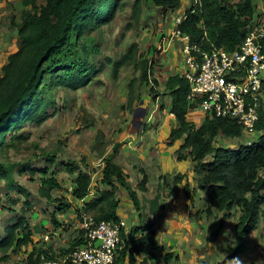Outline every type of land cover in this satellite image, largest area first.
Segmentation results:
<instances>
[{"label": "rangeland", "instance_id": "rangeland-1", "mask_svg": "<svg viewBox=\"0 0 264 264\" xmlns=\"http://www.w3.org/2000/svg\"><path fill=\"white\" fill-rule=\"evenodd\" d=\"M136 2H139L140 7L138 19L134 17ZM259 2L257 1V4ZM188 4L189 0H183L182 6L170 15L157 7L153 0H120L113 17L102 22L91 32L93 39L88 41L87 46H98L99 51L88 54L90 59L87 65L92 63L98 70L101 67L91 81L68 89L58 85L53 89L56 102H52L51 96L48 95L44 107L48 114L43 121L27 122L22 127L7 132V146L0 148V161L9 167L11 180L0 181V234L3 233V224L6 221L14 220L25 212L28 225L32 232L34 231V243L24 245L17 251L9 250L6 259L0 251V264H27L32 249L39 247L37 244L43 248H51L52 245H47L54 239L52 215L58 210V205L73 204L72 208L57 212L58 217H63L60 226H67L61 238L62 243L73 241L66 231L70 228H74L73 233L78 231L80 224L74 226L75 220L81 217L83 221L86 215L94 216L95 212L87 211L82 199L77 200L72 195L71 187L78 170L90 172L94 180L93 188L98 190V186H101L99 178L104 167V158L113 152L117 144L119 148L116 158L124 159L126 156L122 152L124 145L132 148L129 164L123 162L128 170L132 163L136 164L132 158L135 154L152 155L154 152H162L169 141L167 135L169 129L174 127L172 122L175 116L170 111L172 98L166 88V81L170 75L182 72L184 61L180 47L172 41L168 42L171 36L167 33L173 28L175 17L184 12ZM23 8L20 0H0V75L4 74L2 68L9 55L21 48L19 30ZM133 44L137 48L134 57L116 66ZM143 59L152 60L153 69L148 83L141 84L138 80L135 82V93L140 95L130 105V84L141 75L143 69L140 61ZM141 105L146 107V112L144 122L136 132L137 124L133 119L136 109ZM163 137L167 138L163 140ZM131 138H135L132 146L129 144ZM160 138L163 140L162 145L158 141ZM259 138L258 132L234 138L219 135L216 144L238 147L240 144L256 142ZM179 140L183 141V138ZM178 149L175 152L177 159ZM48 156L53 157V160L49 161ZM164 161L168 169L175 167L171 156L164 158ZM71 163L76 166L73 172L68 169ZM47 166H51L49 172L32 171L34 168L43 169ZM138 166L139 163L135 167ZM135 167L132 168L134 171ZM23 168L25 169L22 170ZM136 173L129 174L131 183L140 181L143 176L140 174L142 172ZM177 173L174 171L161 174L159 178L155 177L151 181L148 179L150 183L147 184L150 186L146 191L140 192L144 212L141 223L152 222L156 225L167 219L170 224L174 222V233H177V237L172 234V238H166L165 236L171 234L165 227L159 228V236L162 240L164 238L169 243H174L181 252L184 251L187 263H184L182 258L166 260L161 254L151 264H226L228 256L237 246L235 223L238 215L227 216L217 236L210 240L219 227L223 212L213 210L208 214L205 191L198 189L189 197L185 195L188 199L185 206L186 220L178 217L177 214L185 211V207H181L184 205L177 196L181 190L177 187L175 190L173 178ZM54 174L60 182V187L52 188L50 200L41 192L42 177H52ZM186 176L188 180H185ZM196 176L186 173L183 181L195 187L198 177ZM9 180L14 184L13 188L9 187ZM183 186L182 184V188ZM116 192L124 205L128 201L131 202L127 191L120 184H117ZM158 194L160 207L152 210V200ZM26 201L30 203L25 204ZM171 204L176 207L169 211L165 206ZM146 211L149 212L148 218H145ZM128 216L130 219L125 220L130 227L133 215ZM43 223L47 227L41 230ZM38 230L39 232H35ZM60 244L58 241V245ZM189 249L191 250L187 252ZM235 256L240 257L244 264H264V213L258 228L246 236L245 250Z\"/></svg>", "mask_w": 264, "mask_h": 264}, {"label": "trees", "instance_id": "trees-1", "mask_svg": "<svg viewBox=\"0 0 264 264\" xmlns=\"http://www.w3.org/2000/svg\"><path fill=\"white\" fill-rule=\"evenodd\" d=\"M120 0H21L23 5L19 36L21 48L9 55L3 65L4 74L0 75V148H6L7 132L22 127L27 122L43 121L48 114L45 104L48 95L56 102L53 89L58 85L65 88L79 87L91 81L99 70L91 63L90 52H98L99 47L87 46L91 41V32L102 22L110 20L116 13ZM153 3L164 12L179 9L183 0H153ZM134 17L139 18L140 7L136 2ZM179 28L190 35L191 39L205 50L214 47L234 49L242 41L256 14L255 0H190L185 9ZM137 48L133 44L119 63L131 60ZM142 73L130 84L129 104L132 105L140 94L135 93L134 84L137 80L148 83L153 69L152 60L140 61ZM154 90V87H152ZM166 88L171 95L170 111L175 115L177 124L172 128L168 144L183 138L178 149V159L191 158L193 170L197 174V186L192 187L184 182L185 174L178 172L173 181L182 183L186 196H191L198 189L206 194V211L223 212L219 227L215 230L213 240L219 228L224 226L227 216L238 215L235 223L237 246L228 259L245 250L246 236L258 228L261 215L264 213V113L257 124L260 138L251 144H240L238 147L218 145L217 137H238L243 135L242 127L235 119L227 117L207 116L197 123L189 116L190 104L188 80L182 72L170 75ZM119 144L112 153L104 158V167L93 198L84 201L86 210L95 212L97 221H120L118 208L121 199L116 189L120 184L128 193L131 202L137 210H142L139 190H147L148 173L140 168L143 176L136 185L129 181V175L115 161ZM49 161L53 157H48ZM0 161V181L10 179V170ZM23 168L22 170H24ZM51 166L43 169H32L41 173L49 172ZM69 172L76 169L74 163L68 167ZM42 177L41 192L52 200L50 191L60 187L55 177ZM8 182L10 188L14 187ZM92 174L85 170L76 172L73 190L75 199L85 198L92 185ZM15 201V199H13ZM26 201L25 204H29ZM152 210L158 209L159 194L152 200ZM72 204L58 205L60 210H67ZM165 206V205H164ZM24 210V209H23ZM237 210V211H236ZM239 212V213H238ZM81 219V217H80ZM3 233L0 234V251L6 259L9 250L17 251L22 246L32 243V230L27 222L25 212L14 220L6 221ZM43 226V225H42ZM44 227V226H43ZM42 227L41 230L44 228ZM81 235L74 239L66 253L78 245H83L85 239ZM152 222L123 227L122 241L116 251L114 264H137L138 256L144 255L139 264H150L149 260L161 252L166 260L175 256L165 245L155 237ZM48 248L34 247L27 263H36V256L48 252ZM52 249V248H49ZM156 251V252H155ZM202 264H207L202 262ZM219 264V263H215Z\"/></svg>", "mask_w": 264, "mask_h": 264}, {"label": "built area", "instance_id": "built-area-1", "mask_svg": "<svg viewBox=\"0 0 264 264\" xmlns=\"http://www.w3.org/2000/svg\"><path fill=\"white\" fill-rule=\"evenodd\" d=\"M176 17L171 40L180 47L184 61L182 74L188 80L189 116L195 120L207 116L227 117L237 121L243 134L260 132L257 124L264 113V16L255 14L252 25L234 49H203L179 24ZM123 220L97 221L86 215L82 221L85 239L69 252L47 249L27 264H114L122 241ZM98 241H100L98 243Z\"/></svg>", "mask_w": 264, "mask_h": 264}, {"label": "crops", "instance_id": "crops-1", "mask_svg": "<svg viewBox=\"0 0 264 264\" xmlns=\"http://www.w3.org/2000/svg\"><path fill=\"white\" fill-rule=\"evenodd\" d=\"M257 1H260L261 3L259 2L257 4ZM255 2H256V13H257V15L259 14V15L264 16V0H255ZM20 3H21V0H20ZM189 5H190V0H189V4L187 5V7ZM187 7H185V9ZM171 12L172 11H168L166 13H169L171 15ZM183 13L184 12L180 13V15L184 16ZM176 17H175V19H176ZM172 18H173V16H172ZM175 25H176V22L173 24V28H170V30L168 31L167 34H171V32L173 31ZM172 42L178 47V44L176 43V41H172ZM201 120H202V118H201V113H200L199 118H196V122L200 123ZM172 123L174 124V127H175L176 124H177L175 116L173 117V122ZM171 130L172 129H169L168 135H170ZM168 135H167V137H169ZM221 136H223V135H221ZM223 137H225V136H223ZM166 138L163 137V140L166 139ZM134 139L135 138H131V140L129 142V144H131V146L135 143ZM158 141H159L160 145H162L161 144V142H162L161 138L158 139ZM183 141H184V139H183ZM183 141L178 139L173 144H170V145L168 143L165 144V146L162 149V152H159L158 154H156V152L152 153V155H144V154H138L137 153V154H135V156H132L134 164L136 163L135 165H133V163H132V166L133 167H135V166L137 167V164L139 163L140 166H138V168L135 167L134 169L136 171L140 172L139 169L140 168H144L147 171V173H148V179L150 181L154 180L155 177L159 178V175H161V174L174 173V171H177V172H180V173H183V174L187 173L190 176H192V174H193V177H194V176H196V174H195V172L193 170V161L190 158L185 159V160H178L177 157H176V154H175L176 150L182 145ZM234 146H236V145H234ZM130 149H132V148L127 146V145L126 146L124 145L123 148H122V152H124L126 154V156L124 157V159H121V157H119V158L115 157L116 158L115 161L117 163H119L123 167V169L125 170V172L128 175L129 174L133 175V174H137L136 171H134L132 169L133 167L131 166L129 168V170H128V168L126 166H124V163H126V164L128 163L129 164V162H130L131 158L129 157V155L132 154V153H130V152H132V150H130ZM170 156H171L172 160L174 161V166H175V167L172 166V170L168 169V165H166L165 161H164V158H168ZM48 157H50V156H48ZM48 157H47V159H48ZM153 163L155 165H153ZM47 167H49V166H47ZM101 174H102V171H101ZM140 174H142V173H140ZM92 178H93V175H92ZM100 178H101V176H100ZM185 180H188L187 176L185 177ZM150 181L148 183H150ZM180 183H177L175 185V190H176V187H177V189L181 190L180 192L178 191L177 196H178V198H180L182 200V203H183L184 206H181V207L184 208L186 206V202H188L187 201L188 199L186 198V196L184 194V190L182 188V184H180ZM132 184L136 185L137 182L136 183L132 182ZM172 184H174V183L172 182ZM93 185H94V180H92V185L90 186L89 194L85 198H83L82 201H85V200H88V199L94 197L96 190H94ZM149 186L150 185L147 184V187H149ZM74 187H75V181L73 182V185L71 187V191H72L73 197H74V194H73ZM140 192H141V190H139V194H140ZM206 198L207 197L205 195V199ZM122 202H123V200L121 201V203ZM72 207H73V204H72V206L70 208H72ZM173 207H176V205L175 204H171L170 206L169 205L165 206V208H167L169 211L172 210ZM184 210L185 211H183L182 213H178L177 214L178 217L183 218V221L186 220L185 217L187 216L186 207L184 208ZM58 211H60V213H61L62 211H65V210H60L58 208V210L54 212V215H52L53 216L52 217V224H53V227H54V229L52 230V233H53L54 236L53 235L52 236L54 237V239L50 240L48 242L47 246L52 245L53 249H55L58 252H62L61 250H63L64 248H67L70 245V241L68 243H62L61 242V238H62L63 233L65 232L67 226H66V228H65V225H61L60 226V222H61L63 217H58L59 216V213H57ZM148 213H149L148 211L145 212V218H148V215H149ZM118 214L120 215L121 219L123 218L122 220L125 222V228L126 229H130L132 226L140 224L142 222L143 218H144V216H143L144 212H142V210L141 211L137 210L134 207V204L132 202H129V201L125 205L123 203L120 205V207L118 208ZM185 214H186V216H185ZM128 215H133L132 219L130 220V222H131L130 227H128V225L126 223V220H125V219H130ZM69 222H73V221H69ZM78 224H80V228L78 229L77 232L73 233V231H74L73 229L74 228L73 229L70 228V230L66 231V234L68 235V237L71 236V238L73 240L81 235V231H82V220L81 219H77V220H75L73 222L74 226H77ZM43 226H44L43 227L44 229L47 227L46 224H44V223H43ZM175 226H176L175 223L172 222L170 224L168 219H167V221L159 222V224L157 223L156 225H154V229H155V232H156L155 233V237L158 240V242H160L161 244L165 245L167 249H169L170 251H174L175 252V256L173 257L174 259H181L182 258L183 262L187 263L186 257L183 254V253H185L184 251L181 252L178 247L174 246L175 245L174 243H172V242L169 243L168 240L164 239V238L162 240V239H160V236H159V232H160L159 228L165 227L166 231L171 234V236H165L166 238H172L173 237L172 234H174V237H177V236H175V235H177V233H174ZM35 232H39V230L35 231ZM32 237H34V231H33ZM58 241L61 243L60 245H58ZM32 243H34V240L32 241ZM37 246H39L38 248L41 247L40 244H37ZM52 246H51V248H52ZM190 250L191 249L187 250V252H189ZM156 253H157V256L154 259H156L157 257H160L161 254H162L159 251H157ZM143 258H144V255L140 254L138 256L137 264H139V261H141ZM154 259L152 258L151 260H149L150 264L154 262L153 261Z\"/></svg>", "mask_w": 264, "mask_h": 264}, {"label": "water", "instance_id": "water-1", "mask_svg": "<svg viewBox=\"0 0 264 264\" xmlns=\"http://www.w3.org/2000/svg\"><path fill=\"white\" fill-rule=\"evenodd\" d=\"M141 103H143V100H141ZM145 112H146V107H143L142 105L136 109L135 111V114H134V119H133V122L136 125V128H135V131H138L140 130L143 122H144V115H145ZM100 241H98L99 243Z\"/></svg>", "mask_w": 264, "mask_h": 264}, {"label": "clouds", "instance_id": "clouds-1", "mask_svg": "<svg viewBox=\"0 0 264 264\" xmlns=\"http://www.w3.org/2000/svg\"><path fill=\"white\" fill-rule=\"evenodd\" d=\"M226 264H244V261L237 256H234L226 261Z\"/></svg>", "mask_w": 264, "mask_h": 264}]
</instances>
